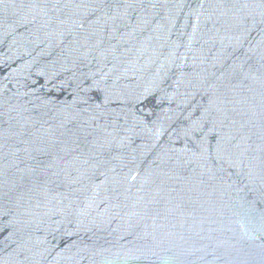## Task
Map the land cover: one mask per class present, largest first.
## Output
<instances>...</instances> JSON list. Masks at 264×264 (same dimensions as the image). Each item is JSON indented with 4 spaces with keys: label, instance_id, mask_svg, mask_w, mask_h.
Listing matches in <instances>:
<instances>
[{
    "label": "water",
    "instance_id": "obj_1",
    "mask_svg": "<svg viewBox=\"0 0 264 264\" xmlns=\"http://www.w3.org/2000/svg\"><path fill=\"white\" fill-rule=\"evenodd\" d=\"M0 264H264V0H0Z\"/></svg>",
    "mask_w": 264,
    "mask_h": 264
}]
</instances>
